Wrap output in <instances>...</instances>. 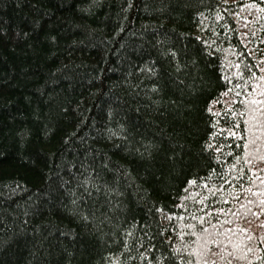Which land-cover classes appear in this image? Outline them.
I'll use <instances>...</instances> for the list:
<instances>
[{
    "label": "trees",
    "instance_id": "1",
    "mask_svg": "<svg viewBox=\"0 0 264 264\" xmlns=\"http://www.w3.org/2000/svg\"><path fill=\"white\" fill-rule=\"evenodd\" d=\"M262 208L264 0H0V264H264Z\"/></svg>",
    "mask_w": 264,
    "mask_h": 264
},
{
    "label": "snow or ice",
    "instance_id": "2",
    "mask_svg": "<svg viewBox=\"0 0 264 264\" xmlns=\"http://www.w3.org/2000/svg\"><path fill=\"white\" fill-rule=\"evenodd\" d=\"M189 183H191V181H189ZM261 211H264V208H262Z\"/></svg>",
    "mask_w": 264,
    "mask_h": 264
}]
</instances>
